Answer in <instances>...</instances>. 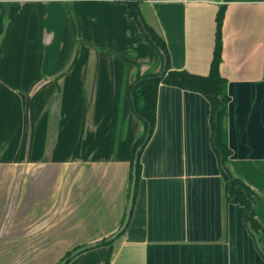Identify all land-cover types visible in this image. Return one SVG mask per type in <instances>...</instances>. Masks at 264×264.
<instances>
[{
	"label": "crops",
	"instance_id": "0c3cea01",
	"mask_svg": "<svg viewBox=\"0 0 264 264\" xmlns=\"http://www.w3.org/2000/svg\"><path fill=\"white\" fill-rule=\"evenodd\" d=\"M221 5L225 166L254 192L259 230L242 205L226 201L207 98L160 83L129 221L109 264H264V0H143L139 8L171 69L207 75ZM162 67L123 2L0 0V264H57L119 228L143 131L128 87L138 69ZM72 122L88 130L75 162L61 139ZM24 130L23 143L14 132ZM52 136L60 152L37 165ZM57 162H72L58 190ZM107 252L93 246L66 264H101Z\"/></svg>",
	"mask_w": 264,
	"mask_h": 264
},
{
	"label": "trees",
	"instance_id": "16d2710c",
	"mask_svg": "<svg viewBox=\"0 0 264 264\" xmlns=\"http://www.w3.org/2000/svg\"><path fill=\"white\" fill-rule=\"evenodd\" d=\"M123 2L127 5L128 16L133 19L140 28L144 39L161 56L163 67L160 72L141 74L139 69L134 80L128 87V99L131 111L142 122L143 131L133 146V159L135 163V199L136 187L139 178V156L144 144L152 134L156 120V104L158 86L160 83L176 86L185 90L199 92L204 95L210 103V123L212 128V148L218 158L219 168L224 180L226 201L238 203L244 207L245 219L254 231L259 230V224L255 218V196L254 192L240 179L231 175L225 166L230 150L226 143V130L224 118L229 97L226 91V80L219 73V63L221 60V27L224 14V5L219 7L216 13L215 44L212 53V59L207 75H198L185 70H174L169 66V58L164 40L155 30L150 27L143 19L139 4L143 0H113ZM131 178V177H130ZM123 231L119 234L121 235ZM117 235L116 237H118ZM115 238H103L94 246L106 245L108 252L101 264H109L111 260L112 242ZM71 252L67 254V262ZM65 263V264H66Z\"/></svg>",
	"mask_w": 264,
	"mask_h": 264
},
{
	"label": "rangeland",
	"instance_id": "374dc122",
	"mask_svg": "<svg viewBox=\"0 0 264 264\" xmlns=\"http://www.w3.org/2000/svg\"><path fill=\"white\" fill-rule=\"evenodd\" d=\"M52 101V100H51ZM50 101V102H51ZM56 101V100H55ZM55 101H54V103H55ZM75 102H78V105H80V101L78 100H74V103ZM91 102H92V100H90V106H91ZM113 102H114V100L113 101H111V100H106L105 101V104L107 103V105H110V103H112L113 104ZM54 103L53 104H51V105H54ZM46 104H47V102H46ZM73 107H75L74 105H73ZM89 113H88V117H89V120H90V114H91V111H88ZM43 115V114H42ZM42 115H41V117H42ZM70 119L71 118H69V120H68V123H69V121H70ZM79 120V119H78ZM78 120H75V122L77 123V124H79V121ZM3 121L4 122H6L7 123V118L6 117H3ZM82 122H84L83 120H82ZM73 123V122H72ZM48 129V128H47ZM73 131H71L70 130V128H68V131H63L61 134V139H62V141H64V140H67V146H65V144H64V147H67L66 149L67 150H69L68 151V155L69 156H73V159H72V162H75L77 159H78V156L81 154L80 152H81V143H79V141H80V139L87 133V129L85 128V127H83L82 129H81V127L80 128H78V127H75L74 128V123H73ZM1 133H5V131H0ZM17 133V134H16ZM53 133V132H52ZM49 134L50 133H46V135H48V137H49ZM14 135H16V137L17 138H20V136H21V139H22V141H23V143H24V137H25V130L24 131H17V132H14ZM54 136V135H53ZM53 136H52V141H50V144H49V147H43L42 148V151H40V152H38V154L41 156L40 157V159H38L37 160V162L38 163H36L37 165L39 164V163H41L42 162V160H43V158H49V156L51 157V155H53L55 152H56V154H58L60 151L59 150H61V149H59V147L57 146V144L56 143H54L55 142V140H54V138H53ZM35 138V137H34ZM72 140V141H71ZM70 145V146H69ZM64 147L62 146V148L64 149ZM14 148V147H13ZM12 148V149H13ZM23 147H21L20 146V149H22ZM16 149V148H15ZM53 150V151H52ZM64 152H62V154H63ZM60 157V156H59ZM46 159V160H47ZM50 160V159H49ZM72 162H70V164H66V168H65V164H60V162H57V164H56V167H55V169H53V171H52V173H53V175H54V178L56 177V183L55 184H53V186L55 185L56 186V188H57V190L59 189V187L62 185H64V181H65V179H64V176H65V174H66V172L67 171H71V163ZM53 165H54V163H52ZM31 167H28L27 168V173L28 172H30L31 170ZM43 172H45V171H48V168L46 167V168H44L43 170H42ZM42 172V173H43ZM44 175V174H43ZM80 181H79V179H77L76 181H75V184H77V183H79ZM44 186H47V183L46 184H44L43 185V187ZM42 187V188H43ZM124 212L122 213V220H123V218H124ZM122 220H121V223H122ZM116 231V230H115ZM107 238V237H106ZM77 247H80V246H75L74 248H72V249H70V250H68V251H66L64 254H63V256L61 257V258H58L57 260H56V263L57 264H59L62 260H64L65 258H66V256H67V254L69 253V252H72L74 249H76Z\"/></svg>",
	"mask_w": 264,
	"mask_h": 264
},
{
	"label": "water",
	"instance_id": "95a60500",
	"mask_svg": "<svg viewBox=\"0 0 264 264\" xmlns=\"http://www.w3.org/2000/svg\"><path fill=\"white\" fill-rule=\"evenodd\" d=\"M135 163V161H134ZM135 180H136V175H135V165H133V169H132V177H131V182H130V188H129V194H128V201H127V205H126V209H125V214H124V218L122 220V223L120 224L119 228L114 232L112 233L109 237L110 239H113L115 238L117 235H119L126 227L128 221H129V217H130V211H131V208H132V204H133V197H134V189H135ZM256 241H257V244H258V240H257V235L255 234V232H252ZM95 244L92 243V244H86V245H83V246H80V247H77L76 249H74L69 257H74L76 256L77 254L93 247ZM259 246V245H258ZM260 252L263 254L264 256V252L260 249ZM68 257H66L64 260H62L59 264H65L66 261H67Z\"/></svg>",
	"mask_w": 264,
	"mask_h": 264
}]
</instances>
